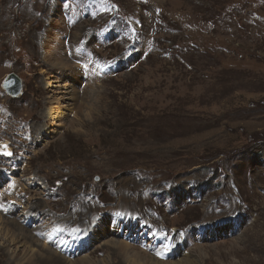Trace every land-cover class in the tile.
I'll list each match as a JSON object with an SVG mask.
<instances>
[{
    "label": "rangeland",
    "instance_id": "obj_1",
    "mask_svg": "<svg viewBox=\"0 0 264 264\" xmlns=\"http://www.w3.org/2000/svg\"><path fill=\"white\" fill-rule=\"evenodd\" d=\"M3 144L0 264L8 220L124 264L116 211L159 264H264V0H0Z\"/></svg>",
    "mask_w": 264,
    "mask_h": 264
},
{
    "label": "bare ground",
    "instance_id": "obj_2",
    "mask_svg": "<svg viewBox=\"0 0 264 264\" xmlns=\"http://www.w3.org/2000/svg\"><path fill=\"white\" fill-rule=\"evenodd\" d=\"M46 115L52 119L57 116V114L51 109L47 110ZM2 146L5 145L3 144ZM2 150L4 151L3 148ZM6 150L9 152L8 147ZM117 214L118 211H116V213H112L111 216L108 217L109 223L102 227L99 232L100 235L105 237L103 246L111 248L115 253H118L121 257L122 263L124 264H159L157 263V261H154L152 259L153 257H151L150 255L144 254L134 249V246H132L133 240L130 236H121L119 228L123 225V223L126 224V220L121 223V221L114 217V215ZM121 214H124L123 216L125 217L132 216L128 213L119 212V215ZM24 219H29L27 221H30L28 213H26L25 216L20 220ZM124 219L125 218H123V220ZM129 224L133 225L130 221ZM10 226L12 228H10ZM5 227L7 231L5 234V238L9 239L10 243L14 247L13 250L10 249V254H8V264H100V262H96L95 259H90L88 256H86V254L85 256H82L83 253H86L85 248L75 254V256H78V258L75 259L76 262H73L74 260H71L66 256L62 257L58 254V252L50 250V247L48 248L47 246L46 248L44 244L38 243L35 240L36 238H34L31 233L25 232L23 227L17 222H10L8 220L5 222ZM127 233H129V231H126L125 234ZM34 243H38L39 245L37 246L42 247L43 251L40 252L38 249H35V247H33ZM2 245L3 247H6L3 243ZM172 264H191V262L186 257H183L182 259H178V261H175Z\"/></svg>",
    "mask_w": 264,
    "mask_h": 264
},
{
    "label": "water",
    "instance_id": "obj_3",
    "mask_svg": "<svg viewBox=\"0 0 264 264\" xmlns=\"http://www.w3.org/2000/svg\"><path fill=\"white\" fill-rule=\"evenodd\" d=\"M21 86L20 78L14 73L8 74L3 82L5 91L13 96H16L20 93Z\"/></svg>",
    "mask_w": 264,
    "mask_h": 264
},
{
    "label": "snow or ice",
    "instance_id": "obj_4",
    "mask_svg": "<svg viewBox=\"0 0 264 264\" xmlns=\"http://www.w3.org/2000/svg\"><path fill=\"white\" fill-rule=\"evenodd\" d=\"M0 148H3L4 149L3 155H5V156H10L11 155V153L6 150L7 149V146L0 145Z\"/></svg>",
    "mask_w": 264,
    "mask_h": 264
}]
</instances>
